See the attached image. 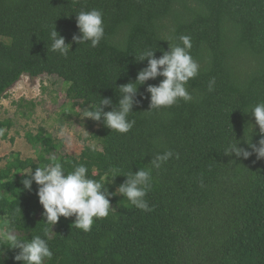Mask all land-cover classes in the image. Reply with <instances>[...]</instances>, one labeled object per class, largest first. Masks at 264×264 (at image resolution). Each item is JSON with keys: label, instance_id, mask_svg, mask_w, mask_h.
<instances>
[{"label": "trees", "instance_id": "trees-1", "mask_svg": "<svg viewBox=\"0 0 264 264\" xmlns=\"http://www.w3.org/2000/svg\"><path fill=\"white\" fill-rule=\"evenodd\" d=\"M93 8L103 12L105 29L95 48L73 40L82 35L76 13ZM54 26L71 45L67 56L50 50ZM180 35L191 37L200 65L188 81L191 101L150 109L147 87L163 79L158 75L138 86L129 132L109 129L102 115L93 120L97 150L84 146L77 156H53L50 136L26 133L44 145L36 159L15 155L0 166V227L24 239L47 229L54 255L44 264H264V158L223 153L230 140L248 148L255 120L245 112L264 101V0H0V99L21 75L48 74L66 83V97L82 111L101 97L109 111L118 105V86L147 67L139 52L151 47L159 58ZM10 126L0 121V130ZM259 139L256 126L252 143ZM168 150L173 156L152 168ZM56 162L67 171L84 164L96 180L121 172L106 183L115 208L94 219L90 232L63 216L51 229L38 186L23 188L19 172ZM140 168H152L150 212L117 191ZM0 248L4 264H22L14 260L19 249Z\"/></svg>", "mask_w": 264, "mask_h": 264}, {"label": "clouds", "instance_id": "clouds-1", "mask_svg": "<svg viewBox=\"0 0 264 264\" xmlns=\"http://www.w3.org/2000/svg\"><path fill=\"white\" fill-rule=\"evenodd\" d=\"M76 25L82 34L73 37V40L78 44L90 42V46L95 48L105 36L103 12L99 9L93 8L89 11L76 13ZM178 39L179 43L176 44H172L168 40V50L163 51V55L159 58L155 57L154 49L151 47L139 52L138 57L136 56L137 60L147 59V67L137 73L134 82L118 86L120 98L116 107L105 112L102 105L110 104V100L101 97L99 103L88 104L87 107H84V111L79 116L99 121L103 115L104 124L109 129L119 133L129 132L135 124V120L129 119V116L132 113L131 109L138 86L158 75L163 79L158 84H149L147 87V91L150 93V109L171 107L179 100L191 101L193 97L188 91L187 85L190 79L198 75L200 65L191 55V37L180 35ZM49 40L52 52L67 56L71 51L70 43L65 42V38L58 33L55 26L49 31ZM214 84V79L209 81V91L213 90ZM245 113H251L255 120V124L250 123L251 140L244 139L248 148L241 146V142L235 139V142L231 140L228 142L223 153L229 156L234 153L237 158H247L252 152H255L258 158H264V101L257 102ZM256 126H258L260 134L258 145L252 143V135ZM60 135L71 147L73 144L71 134L61 129ZM80 143L91 151L97 150L96 144L88 140L87 133ZM172 156L171 150L157 153L151 162L152 168L154 166L159 169ZM152 168H140L134 174L129 173L128 179L117 190L136 208L149 212L152 209L145 197L152 187ZM19 173L22 174L21 183L24 189L32 191L33 182L38 186L36 194L44 209L43 220L51 225V229L61 216L65 218L74 216L75 227L84 232L91 231L94 219L105 218L109 215L112 206L108 197L111 193H109L106 183L121 174L119 169H112L110 177L96 180L89 177L88 168L84 164H79L73 170L67 171L61 162L45 164L35 167L34 170L29 169ZM11 218L14 222L15 213ZM50 239L47 229L44 230L43 236L35 235L31 239L22 238L11 227L0 233V245L19 249L14 260L22 262V264H44L45 259L50 260L54 255L49 246ZM3 256V249L0 248V257ZM0 264H4V259L0 258Z\"/></svg>", "mask_w": 264, "mask_h": 264}, {"label": "rangeland", "instance_id": "rangeland-1", "mask_svg": "<svg viewBox=\"0 0 264 264\" xmlns=\"http://www.w3.org/2000/svg\"><path fill=\"white\" fill-rule=\"evenodd\" d=\"M65 89L66 83L56 75L31 77L23 74L7 90L0 99V121L8 119L11 126L0 130V166L15 155L36 159L44 145L29 142L26 133L50 136L52 150L49 154L53 156H77L84 147L80 142L86 133L88 140L96 143L91 135L98 125L91 118L79 116L82 108L66 97ZM61 129L71 134V147L61 137ZM4 231L0 227V233Z\"/></svg>", "mask_w": 264, "mask_h": 264}]
</instances>
